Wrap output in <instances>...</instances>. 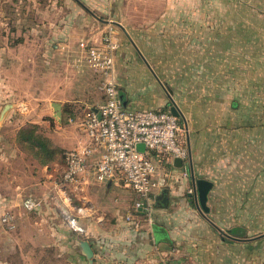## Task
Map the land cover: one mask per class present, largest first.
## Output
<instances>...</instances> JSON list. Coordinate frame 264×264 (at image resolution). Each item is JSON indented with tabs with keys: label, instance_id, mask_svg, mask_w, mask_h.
<instances>
[{
	"label": "crops",
	"instance_id": "obj_1",
	"mask_svg": "<svg viewBox=\"0 0 264 264\" xmlns=\"http://www.w3.org/2000/svg\"><path fill=\"white\" fill-rule=\"evenodd\" d=\"M71 2L79 16L87 13L103 23L107 21L97 13L106 9L117 14L144 13L139 4L154 3ZM82 16V25L91 23ZM116 25L124 32L117 52L122 71L120 77L118 72V92L124 107L170 112L176 106L184 126L179 142L188 156L181 167L175 165V159H161L158 180L163 182L155 192L154 225L143 222L142 228H136L126 219L134 212L136 194L120 174L105 182L96 180L93 165L105 149L88 143L78 123L43 135L63 154L86 146L94 149L77 185L63 183L62 153L43 165L21 148L17 136L23 126L13 139L0 133V264H162L161 258L173 264H264V69L255 81L249 80V71L241 69L235 73L241 78L228 74L227 83L207 89V93L186 84L181 92L157 67L155 54L146 52V44L156 35ZM200 26L203 30L204 25ZM208 26L211 35L206 28L201 32L206 38L191 39L201 47L196 53L210 61H232L233 39L224 37L228 33L221 35L219 25ZM102 39L88 44L100 45ZM94 72L104 83V77ZM104 99L103 92L101 99L86 105L80 118ZM195 179L213 183L208 214L195 197ZM162 195L168 197L167 205H162ZM28 201L40 206L28 211ZM6 215L14 219V230L2 224ZM72 217L84 229L83 234L69 227ZM82 242L90 246L93 263L84 254Z\"/></svg>",
	"mask_w": 264,
	"mask_h": 264
},
{
	"label": "rangeland",
	"instance_id": "obj_2",
	"mask_svg": "<svg viewBox=\"0 0 264 264\" xmlns=\"http://www.w3.org/2000/svg\"><path fill=\"white\" fill-rule=\"evenodd\" d=\"M152 1L139 4L144 13L117 14L107 9L97 13L108 23L82 14L91 19L82 25L83 16L71 0H0V133L13 139L22 126L37 125L45 135L76 124L86 105L103 95L102 79L86 62L87 45L102 39L112 27L120 49L124 32L116 23L131 32L156 35L146 44V52L155 54V64L168 74L176 90L182 92L186 84L207 93L227 83L228 74L241 78L235 74L241 69L251 73L250 81L258 80L264 69V0ZM208 25H219L220 34L228 33L224 37L233 39L232 61H210L196 53L201 47L191 39L206 38L201 33L206 28L211 35ZM120 65L117 56L119 77ZM55 104L61 105L60 117ZM6 106L10 108L2 116ZM179 123L183 133V122Z\"/></svg>",
	"mask_w": 264,
	"mask_h": 264
},
{
	"label": "built area",
	"instance_id": "obj_3",
	"mask_svg": "<svg viewBox=\"0 0 264 264\" xmlns=\"http://www.w3.org/2000/svg\"><path fill=\"white\" fill-rule=\"evenodd\" d=\"M115 36L111 27L100 45H87L86 62L104 77L105 99L96 109H89L77 123L88 143L102 145L105 149L93 165L96 180L105 182L117 174L122 175L126 186L137 196L134 212L127 215V221L136 228H142L143 222L151 227L156 216L155 192L163 182L158 180L161 159L185 160L188 151L179 142V118L170 112L133 111L124 107L118 92L119 43ZM81 46L85 47L84 44ZM140 144L146 147L145 152L137 149ZM93 154L94 149L90 146L65 153V185L80 182ZM25 206L28 211H35L40 203L28 201ZM2 224L9 230L16 228L9 215L2 219ZM68 225L73 232L84 233L76 218H70ZM161 260L162 264H173L166 258Z\"/></svg>",
	"mask_w": 264,
	"mask_h": 264
},
{
	"label": "trees",
	"instance_id": "obj_4",
	"mask_svg": "<svg viewBox=\"0 0 264 264\" xmlns=\"http://www.w3.org/2000/svg\"><path fill=\"white\" fill-rule=\"evenodd\" d=\"M38 128L36 125L22 128L18 132L17 141L23 150L32 153L43 165H46L54 162L62 150L54 146L47 137L40 134Z\"/></svg>",
	"mask_w": 264,
	"mask_h": 264
},
{
	"label": "water",
	"instance_id": "obj_5",
	"mask_svg": "<svg viewBox=\"0 0 264 264\" xmlns=\"http://www.w3.org/2000/svg\"><path fill=\"white\" fill-rule=\"evenodd\" d=\"M10 108V106H7L3 113ZM55 109L57 111L58 116H61V107L59 105L55 104ZM170 113L176 116L177 118L181 117V113L178 111L176 106H172L170 108ZM137 149L141 152L146 151V147L144 145H138ZM175 165L176 166H182L183 161L181 159H175ZM213 188V183L211 181L205 180V179H195V197L198 200L199 206L201 210L208 214L210 212V209L208 207V200H209V194ZM162 205H167L168 203V197L166 195L160 196ZM165 234V232H163ZM81 247L83 249L84 254L90 259V261L93 263V252L90 248V246L87 243L82 242Z\"/></svg>",
	"mask_w": 264,
	"mask_h": 264
}]
</instances>
